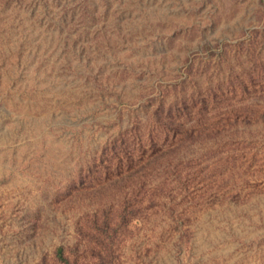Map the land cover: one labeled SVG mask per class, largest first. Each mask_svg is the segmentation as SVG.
<instances>
[{"label": "rangeland", "instance_id": "rangeland-1", "mask_svg": "<svg viewBox=\"0 0 264 264\" xmlns=\"http://www.w3.org/2000/svg\"><path fill=\"white\" fill-rule=\"evenodd\" d=\"M0 264H264V0H0Z\"/></svg>", "mask_w": 264, "mask_h": 264}]
</instances>
